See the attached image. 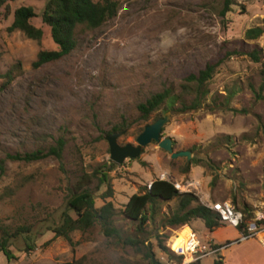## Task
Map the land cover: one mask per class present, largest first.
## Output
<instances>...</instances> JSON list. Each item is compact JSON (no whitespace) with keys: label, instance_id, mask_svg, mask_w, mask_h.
<instances>
[{"label":"rangeland","instance_id":"374dc122","mask_svg":"<svg viewBox=\"0 0 264 264\" xmlns=\"http://www.w3.org/2000/svg\"><path fill=\"white\" fill-rule=\"evenodd\" d=\"M45 2L13 0L0 8V159L47 147L62 136L64 168L74 178L110 160L104 135L114 132V125L120 126L117 131L126 129L119 144H136L144 126L169 111L161 137L173 139L174 151H191V159H210L216 170L193 163L188 173H181L186 157L171 158L156 143L146 145L139 157L126 159L109 173L115 225L122 233L139 236L121 214L126 199L164 172L182 182H198L201 202L227 201L242 211L244 223L264 214V34L242 42L244 31L264 20V0H235L223 18L218 15L220 0H121L117 15L102 26L76 28L77 45L69 55L35 68L32 62L40 50L57 48L49 27L39 16L31 20L42 28L40 40L7 28L15 8L29 5L39 14ZM254 43L262 50L260 61L247 56L224 59L208 81L209 92L199 109L180 112L176 103L167 110L163 105L147 120L140 118L136 105L151 93L164 88L177 93L188 73L228 49H251ZM14 65V78L6 83L1 76ZM4 166V223L33 222L37 229L45 213L35 210L46 208L56 215L63 207L64 174L58 160L7 159ZM95 204L102 201L96 198ZM174 206L175 201L164 203L145 234H159L165 245L169 238L180 241L187 229L202 237L199 219L167 225ZM222 225L212 235L216 241L239 238L238 229ZM37 232L32 251L23 249L21 238L15 239L9 246L14 258L8 262L0 252V264H146L133 247L106 239L99 228L74 231L72 245L51 231ZM213 258L220 259L210 254L201 264Z\"/></svg>","mask_w":264,"mask_h":264},{"label":"trees","instance_id":"16d2710c","mask_svg":"<svg viewBox=\"0 0 264 264\" xmlns=\"http://www.w3.org/2000/svg\"><path fill=\"white\" fill-rule=\"evenodd\" d=\"M10 1L13 0H0V8L6 6ZM234 1L220 0L218 15L222 18L225 17L231 10ZM120 4L121 0H46L39 14L32 6L20 5L14 9L12 22L7 29L8 31L18 30L27 38L40 40L43 34L42 28L33 25L31 20L39 16L41 22L49 27L50 37L57 48L40 50L32 62V66L37 68L69 55L77 45L76 28L84 26L87 29H95L102 26L117 15ZM262 34H264V20L248 27L244 31L242 42L254 41ZM261 53L262 50L256 43L252 45L251 49L241 46L226 50L221 57L214 61H207L203 68L184 76L179 92L175 93L172 88H164L151 93L143 102H138L136 109L140 118L147 120L163 105L167 110L174 107L176 103H178L176 109L180 112L199 109L209 92L208 81L216 67L224 59L231 56H247L250 60L259 62ZM17 67L14 65L12 69L2 74L1 77L5 79L6 83L14 78V70ZM118 127L120 128L119 125H114L111 130L117 131ZM65 147L66 140L59 136L54 139L53 144L47 147L24 153H8L4 159H0V172H3L7 159L33 162L53 157L58 160L60 170L64 174L63 207L56 215L53 212L45 211L46 208L41 210L33 208L38 214L45 213L44 217L37 221L39 223L37 229L33 222L6 224L0 218V252L8 262L14 258L9 246L15 239L21 238L24 243L23 249L29 252L36 246L37 231H51L55 237H61L72 245L71 234L74 231L89 232L94 228H99L106 239L133 247L136 252L142 255L146 264H165L159 260L157 252H163L168 258L180 261V257L172 254L160 239L159 234H145V226L152 223L160 213L162 205L170 201H175V206L169 218L166 219L167 225L180 226L200 219L209 232L221 226L219 215L205 206L197 195L192 192H180L171 181L155 178L140 191L130 195L123 205L121 214L136 226L139 235L125 236L121 229L115 225L117 209L110 200L114 189L109 173L119 164L111 160L102 161L91 171H82L74 178H70L66 175L63 164ZM193 163L210 171L216 170L210 159H191L180 168V172L188 173L190 165ZM96 198L102 201L100 206H96ZM256 223L258 226H264V219L258 220ZM239 231H241L240 228ZM151 239H154L155 243ZM146 242L147 244H145ZM189 264H198V262ZM213 264H221V260L216 259Z\"/></svg>","mask_w":264,"mask_h":264},{"label":"built area","instance_id":"2783aa9c","mask_svg":"<svg viewBox=\"0 0 264 264\" xmlns=\"http://www.w3.org/2000/svg\"><path fill=\"white\" fill-rule=\"evenodd\" d=\"M160 179H166L172 182L174 187L180 192H192L198 196L199 183L194 180L186 182L179 181L175 177H169L167 173H162ZM199 197V196H198ZM205 206L213 210L219 215L221 224L230 227L240 228V236L236 240L226 241L223 243H215L210 239H201L193 230L187 229L185 235L178 242H174L169 238L166 245L169 250L177 257L176 259H169L163 252L158 253V258L165 264H189L196 263L201 258L210 254H219L222 250L237 241H244L251 238H256L264 246V226L257 225L256 221L263 219L262 215H257L252 220L243 221L244 214L241 210L235 208L227 201L202 202Z\"/></svg>","mask_w":264,"mask_h":264},{"label":"water","instance_id":"95a60500","mask_svg":"<svg viewBox=\"0 0 264 264\" xmlns=\"http://www.w3.org/2000/svg\"><path fill=\"white\" fill-rule=\"evenodd\" d=\"M170 116L171 113L167 111L153 122L145 125L143 130L136 137V144L118 143L117 139L126 132V129L105 134L104 138L108 143L110 160L120 165L126 159H136L139 157L146 145L150 143H156L160 149L168 152L171 158L186 157V160L189 161L192 156L191 151H174L173 139L169 136L161 137L163 127L169 122Z\"/></svg>","mask_w":264,"mask_h":264},{"label":"crops","instance_id":"0c3cea01","mask_svg":"<svg viewBox=\"0 0 264 264\" xmlns=\"http://www.w3.org/2000/svg\"><path fill=\"white\" fill-rule=\"evenodd\" d=\"M154 179H151L149 181V184ZM128 198L126 199L125 203L127 202ZM199 198H200V196H199ZM259 215H262L263 219H264V214L262 212L259 213ZM199 221H201V220L199 219ZM201 222H200V226H198V228H199L198 233L202 234V237H201V235L200 236L198 235V236L201 239H210L215 243H223L226 241L236 240L235 237L234 238L228 237V238L224 239L223 241H216V239H214L212 235L217 230L221 229V227L223 225L221 224L220 227L216 228L212 232H209L205 228L203 222L202 223ZM218 256L221 260V264H264V246L256 238H252V239H248V240H244V241H237V242L231 244L230 246H228L227 248H225L224 250H222L218 254ZM207 257L208 256L201 258L198 261V264H201L202 260L207 258ZM215 260L216 259L213 258L211 261L208 262V264H213V262Z\"/></svg>","mask_w":264,"mask_h":264}]
</instances>
